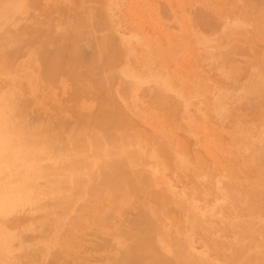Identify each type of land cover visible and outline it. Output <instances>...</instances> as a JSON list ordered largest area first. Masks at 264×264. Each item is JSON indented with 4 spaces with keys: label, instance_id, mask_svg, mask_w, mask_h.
I'll use <instances>...</instances> for the list:
<instances>
[{
    "label": "rangeland",
    "instance_id": "374dc122",
    "mask_svg": "<svg viewBox=\"0 0 264 264\" xmlns=\"http://www.w3.org/2000/svg\"><path fill=\"white\" fill-rule=\"evenodd\" d=\"M129 257L264 264V0H0V264Z\"/></svg>",
    "mask_w": 264,
    "mask_h": 264
},
{
    "label": "bare ground",
    "instance_id": "6f19581e",
    "mask_svg": "<svg viewBox=\"0 0 264 264\" xmlns=\"http://www.w3.org/2000/svg\"><path fill=\"white\" fill-rule=\"evenodd\" d=\"M96 29H97V27H95ZM109 41V40H108ZM107 41V44L109 43ZM111 41V40H110ZM148 224V223H147ZM149 225V224H148ZM150 227V226H149ZM124 256H126L127 257V255H124ZM137 259L135 258V261H136ZM124 263H127V264H134V259H132V257L130 258L129 257V260H127V258L125 259V261H124ZM138 263V262H137Z\"/></svg>",
    "mask_w": 264,
    "mask_h": 264
}]
</instances>
